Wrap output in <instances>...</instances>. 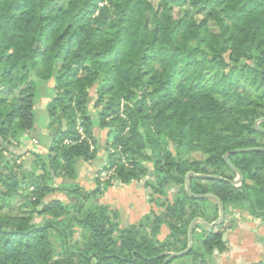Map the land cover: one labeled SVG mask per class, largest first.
Here are the masks:
<instances>
[{"label":"trees","instance_id":"obj_1","mask_svg":"<svg viewBox=\"0 0 264 264\" xmlns=\"http://www.w3.org/2000/svg\"><path fill=\"white\" fill-rule=\"evenodd\" d=\"M200 9L210 11L204 21ZM48 82L47 152L22 151ZM0 91V199L22 195L31 209L0 213V264H165L188 249L194 220L219 219L217 201L193 195L216 197L223 221L195 224L192 249L168 264H215L236 214L264 220V0H0ZM92 109L109 130L106 170L117 171L106 182L96 174L87 190L78 180L97 154ZM63 118L68 130L55 134ZM195 153L205 160L184 159ZM25 155L29 169L18 162ZM148 163L156 201L170 184L178 192L122 229L98 200L112 183L142 182ZM190 173L221 179L191 176L190 194Z\"/></svg>","mask_w":264,"mask_h":264},{"label":"crops","instance_id":"obj_2","mask_svg":"<svg viewBox=\"0 0 264 264\" xmlns=\"http://www.w3.org/2000/svg\"><path fill=\"white\" fill-rule=\"evenodd\" d=\"M50 126V124H49ZM46 131L48 136L50 128ZM54 130L53 132H55ZM35 137L32 142L23 141L22 151L32 152L34 149L40 150L43 153L45 149H40L36 144ZM107 145V142L105 143ZM102 146L100 154H96L95 159L91 162L80 163V178L79 183L87 190L95 187V176L99 171L106 169L108 166V153L106 146ZM29 154V153H28ZM28 157L25 155L23 158ZM63 180H58L61 183ZM150 188L143 183H131L123 185L120 183H112L100 196L99 203L107 206L110 210L118 212L120 216L121 228L126 229L137 225L141 220L151 212L154 204L150 203L151 199ZM61 200H65L64 196H57ZM236 227L228 230L225 233V240L228 243V252L215 256V264H258L264 263V220L255 219L246 213L236 214ZM169 236V230L163 228L159 235V240L164 242ZM168 254V253H167Z\"/></svg>","mask_w":264,"mask_h":264},{"label":"rangeland","instance_id":"obj_3","mask_svg":"<svg viewBox=\"0 0 264 264\" xmlns=\"http://www.w3.org/2000/svg\"><path fill=\"white\" fill-rule=\"evenodd\" d=\"M155 7H156V4H155ZM185 12H186V9L179 8L175 11L174 17L176 19H180L185 15ZM193 12H194L195 18L198 21H204L206 19V17L209 16V13H210V11L207 9H200L198 11H193ZM209 21H212V20L209 19ZM210 26H211V29L217 31V28L213 25V22H210ZM52 88H53L52 82H48V83L40 86V88L38 89V91L41 95L37 99V106H36V110H35V129L32 131V134L35 135L33 137H37L40 139V141H41L40 149H41V147H42V149H45L46 147H48L47 144L50 141V136H48L46 131L48 130V126L50 124V119H49L48 114H47V105L53 97V89ZM244 89H248V84H243L242 86H240V90H244ZM3 92L6 93V91H3ZM18 94H19V91L17 93L14 92L12 94H9V96L7 98L9 100H12L14 97L19 96ZM92 97L93 98H91V100L94 103L95 98L93 95H92ZM90 111H91L90 113L93 116L96 114V111H94L93 109ZM62 121H61V123L59 122V123H56L54 125V127H53L54 130H62ZM66 123H67V121H66ZM78 125H79L78 126L79 132L83 136H86L83 127L80 125V122ZM93 128H94L95 137H96V141H97V152H98V154H100L102 146H104L105 143L109 141V135H108L109 130L108 129H102L99 126V118L96 115L94 116ZM67 130H68V124H67ZM259 141H260V143L264 144V139H259ZM30 142H31V140H30ZM8 148L15 155H17V156L20 155V150H18V147L9 146ZM111 153H114L113 150H111ZM205 158H206L205 155H203L201 153H195L193 155H189V156L185 157L184 159L188 160V161L190 160L191 162H194V161H204ZM33 161H34V158L32 156L26 157V158H23L21 156L18 159V162H20L21 164H24L27 169H29L31 167V164L33 163ZM146 166L148 167L147 176L144 177L142 182H139V183H143L145 186H146V184H152V183H155V181H156L153 164L148 163V164H146ZM80 168L81 167H79V169ZM203 169L206 171L212 172V170L208 169L207 167H204ZM116 171L117 170L115 168L112 172L115 174ZM56 183H57V181H56ZM74 183H77V181H75ZM78 183H79V181H78ZM134 183H137V182H134ZM150 191L152 193L151 188H150ZM164 192H165L166 196L161 198V199H157L158 201L155 200L157 198V196L152 195L153 193L151 194L152 200L153 199L155 200L152 203V204H154L152 207H155L157 209L159 207L158 202L162 203V202L167 201V200H173L176 193L178 192V188L173 187L170 184L167 187H165ZM0 195H1V190H0ZM98 203H99V200H98ZM0 213H2L3 215H9V216H29L31 214V209L27 205L26 198L22 195H19L18 197L13 198L12 200H8L6 203H3L2 199H0ZM58 250H59V248H56L55 251H58Z\"/></svg>","mask_w":264,"mask_h":264},{"label":"water","instance_id":"obj_4","mask_svg":"<svg viewBox=\"0 0 264 264\" xmlns=\"http://www.w3.org/2000/svg\"><path fill=\"white\" fill-rule=\"evenodd\" d=\"M263 121H264V120H262L261 122H263ZM257 128L259 129L258 126H257ZM66 131H67V123H66V121L63 119V121H62V130H56L54 133H55V134H60V133H63V132L65 133ZM262 150H264V149H262ZM226 159H227V157H226ZM191 176H198V177H203V178L221 179L220 177H215V176H209V175H196V174H194V173H190V174L188 175V177H187V181H186L187 191H188V193H190V194H192L191 191H190V185H189V180H190V177H191ZM242 182H243V178L239 175V178L236 179V180H234V181L232 182V184H233L234 186H238V185H240ZM193 196H194V197H197V198H204V199H205V198H209V199H213V200L217 201V203L219 204V219H218L216 222H214L213 224H208V223L204 222V221L201 220V219H196V220H194V221L192 222V224H191V226H190V230H189V247H188V249H187L186 251H184V252H181V253L170 254L169 259L165 262V264H168L173 258H176V257L183 256V255L187 254V253L192 249V247H193V230H194V226H195V224H197V223H201V224H203L205 227H207L208 229H212V228H214L215 226L219 225V224L223 221V218H224V209H223L222 204L220 203V201H219L216 197H214V196H212V195H206V196H195V195H193ZM224 236H225V234H224ZM224 241H226V240H225V237H224Z\"/></svg>","mask_w":264,"mask_h":264},{"label":"built area","instance_id":"obj_5","mask_svg":"<svg viewBox=\"0 0 264 264\" xmlns=\"http://www.w3.org/2000/svg\"><path fill=\"white\" fill-rule=\"evenodd\" d=\"M91 149H93V146L91 147ZM123 163L125 164L126 167H131L130 162H128L126 159H123ZM110 169V170H106L103 169L101 170L98 174H97V178L101 181V182H106L110 179L111 175H112V171L114 170Z\"/></svg>","mask_w":264,"mask_h":264}]
</instances>
